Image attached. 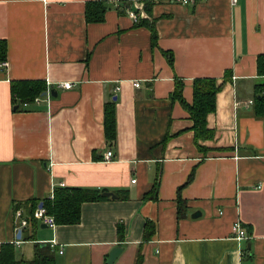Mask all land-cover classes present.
<instances>
[{"label":"crops","instance_id":"0c3cea01","mask_svg":"<svg viewBox=\"0 0 264 264\" xmlns=\"http://www.w3.org/2000/svg\"><path fill=\"white\" fill-rule=\"evenodd\" d=\"M96 1L0 0V246L31 260L47 245L55 264H105L114 247V264H264V118L253 117L264 0H99L103 21L87 23ZM197 79L221 88L213 137L196 143L175 93L190 106ZM14 82L45 92L21 104ZM58 188L105 199L49 227L33 212Z\"/></svg>","mask_w":264,"mask_h":264},{"label":"trees","instance_id":"16d2710c","mask_svg":"<svg viewBox=\"0 0 264 264\" xmlns=\"http://www.w3.org/2000/svg\"><path fill=\"white\" fill-rule=\"evenodd\" d=\"M105 8L102 3L90 2L85 6V20L87 23H99L104 19ZM152 41L155 40V32L152 27ZM154 43V42H153ZM6 61V45L0 42V63ZM258 74L264 76V55L257 58ZM221 86L209 79H197L193 82V102L185 105L179 91L175 93L177 99L186 108L190 119L193 122L195 142L198 140L212 139V132L206 127V117L215 111V98ZM45 92V86L40 82H14L10 84L12 99H17L21 104L34 101ZM253 106V117L264 118V89L256 95ZM104 132L106 141L109 143L115 140V123L113 107H106ZM98 193H88L81 189L58 188L55 189L51 198L39 201L36 207L41 204L48 216L54 219L57 225H74L79 222L80 205L84 202L103 200ZM31 260H25L18 256L16 249L11 244L0 246V264H55L54 257L47 245H36Z\"/></svg>","mask_w":264,"mask_h":264},{"label":"built area","instance_id":"2783aa9c","mask_svg":"<svg viewBox=\"0 0 264 264\" xmlns=\"http://www.w3.org/2000/svg\"><path fill=\"white\" fill-rule=\"evenodd\" d=\"M99 1V0H98ZM117 1V0H116ZM173 3H177L180 5H186V4H190V3H197V2H205L208 0H171ZM232 2H235L236 0H231ZM130 16L132 17V19L136 22L140 19V17L136 14H133L132 12H129ZM141 16V15H140ZM7 63L6 62H2L0 63V67H6ZM72 85L70 83H64L62 84V88L64 89H69ZM134 87H139L138 83H133ZM249 104H252V101H249ZM112 156L111 151H107L105 154V159H110V157ZM132 183H134V180L131 181ZM21 213L20 212H16V217H20ZM33 218L36 221H39L49 227H54L55 222L54 219L51 216H48L45 212V209L41 208H36L35 211L33 212ZM27 224V222L25 220H21V226H25ZM232 232L235 234V239L236 240H242L245 237V233L244 231L241 229L240 225L238 223H234L232 225ZM53 244V243H52Z\"/></svg>","mask_w":264,"mask_h":264},{"label":"water","instance_id":"95a60500","mask_svg":"<svg viewBox=\"0 0 264 264\" xmlns=\"http://www.w3.org/2000/svg\"><path fill=\"white\" fill-rule=\"evenodd\" d=\"M50 94L52 95V92L50 91ZM113 100H115V97L113 98ZM106 197H111V198H115L114 195L110 194V193H104L103 194ZM42 205L39 204V208H41ZM199 215V213H194L191 217L192 218H196ZM17 239L20 238V232L18 231ZM122 253V248L120 247H114L113 249H111V251L108 253V256L106 258L105 264H114L116 259L119 257V255Z\"/></svg>","mask_w":264,"mask_h":264}]
</instances>
